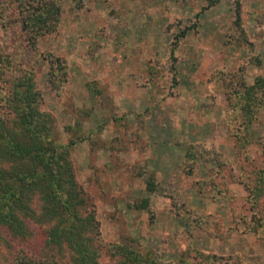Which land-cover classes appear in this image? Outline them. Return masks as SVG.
<instances>
[{"label": "rangeland", "instance_id": "374dc122", "mask_svg": "<svg viewBox=\"0 0 264 264\" xmlns=\"http://www.w3.org/2000/svg\"><path fill=\"white\" fill-rule=\"evenodd\" d=\"M54 1L53 36L28 51L14 30L3 31L0 48L32 68L61 143L80 120L71 159L102 241L133 244L161 262L189 247L227 264H264V236L229 208L235 200L247 209L244 185H256L257 171L264 181V103L246 127L248 144L236 146L221 81L238 69L246 84L264 76V0L240 1L245 42L232 24L234 0H82L80 8ZM46 55L66 65L58 93L47 82ZM188 145L199 146L192 164L184 159ZM148 176L153 193L145 191ZM140 198L149 210L130 208ZM258 216L264 230V201Z\"/></svg>", "mask_w": 264, "mask_h": 264}, {"label": "trees", "instance_id": "16d2710c", "mask_svg": "<svg viewBox=\"0 0 264 264\" xmlns=\"http://www.w3.org/2000/svg\"><path fill=\"white\" fill-rule=\"evenodd\" d=\"M71 1L80 8L82 0ZM205 1L213 6L220 0ZM240 1L234 0L232 24L238 42H245ZM58 16L54 0H0V36L14 30L21 47L34 51L40 38L55 34ZM184 35L181 31L174 36L173 47ZM47 56L43 58L48 59L47 82L58 93L66 81V65ZM228 77L221 78L223 88L225 84L229 87L225 88L228 118L235 129L236 146L242 148L248 144L246 127L256 120L264 103V76L246 84L238 69ZM86 88L93 89L91 85ZM54 124V117L42 109L32 68L0 48V264H102L103 257L108 260L104 264H227L228 259L189 247L175 259L161 262L155 254L133 244L103 242L94 204L78 183L71 159L72 146L82 140L81 122L76 120L73 137L66 143L56 138ZM198 147L188 145L184 152L187 163L197 158ZM257 172L256 185H244L250 193L245 199L247 209L235 200L229 208L234 220L262 240L258 208L264 201V195L259 194L264 181L262 171ZM144 187L146 192H154L150 176ZM148 207L147 198L130 204L137 211Z\"/></svg>", "mask_w": 264, "mask_h": 264}]
</instances>
